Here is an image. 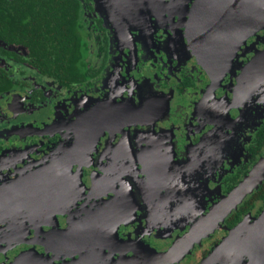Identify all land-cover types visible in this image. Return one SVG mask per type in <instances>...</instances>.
<instances>
[{"label":"flooded vegetation","instance_id":"flooded-vegetation-1","mask_svg":"<svg viewBox=\"0 0 264 264\" xmlns=\"http://www.w3.org/2000/svg\"><path fill=\"white\" fill-rule=\"evenodd\" d=\"M12 1L0 14V264H200L258 215L231 212L192 245L184 239L264 154V82L241 78L264 51V27L211 71L188 43L196 0H77V63L46 59L42 39L34 50L52 68L44 73L28 32L7 24ZM45 102L56 108L51 125L15 124ZM59 161L53 198L22 201V185L36 186ZM182 211L192 216L186 230L156 250L151 240L168 235L156 219Z\"/></svg>","mask_w":264,"mask_h":264},{"label":"water","instance_id":"water-1","mask_svg":"<svg viewBox=\"0 0 264 264\" xmlns=\"http://www.w3.org/2000/svg\"><path fill=\"white\" fill-rule=\"evenodd\" d=\"M191 11L188 25L190 50L204 67L211 71L223 68L231 59V53L234 55L236 49L244 44L250 35L264 27V0H196ZM241 78L244 86L245 84L248 86L252 81L257 85L264 82V51L252 58L244 68ZM242 83L240 81L237 91L243 92ZM58 164L61 162L51 165L53 168L51 174L48 173V168H45L43 171L47 174L38 178L41 182L36 186L22 185L23 188H27L25 192L19 193L22 201L32 203L34 199L37 201L44 198V202H47L53 198L55 193L54 189L50 188L51 184L63 176L62 172H56L55 166ZM69 165L72 166L73 162L66 164L68 169ZM262 181L264 154L242 180L223 197L222 202L201 221L202 226L199 223L195 226L194 229L198 232L196 236L188 232L186 238L184 237L185 241L188 240L192 245L204 227L210 224V228H215L223 223ZM8 195L13 197L12 194ZM176 245L175 243L164 253L163 257L169 258L170 251ZM147 250L149 254L162 257V253L157 254L148 248ZM200 264H264V206L256 217L246 216L231 228Z\"/></svg>","mask_w":264,"mask_h":264},{"label":"trees","instance_id":"trees-1","mask_svg":"<svg viewBox=\"0 0 264 264\" xmlns=\"http://www.w3.org/2000/svg\"><path fill=\"white\" fill-rule=\"evenodd\" d=\"M15 7L9 9L15 11L13 15L9 14L10 19L7 22L11 27L21 28L28 32L27 40L25 42L30 48V57L34 62H38L43 66H38V69L47 73L52 70L51 67L46 66L40 57L41 51H38L40 55L35 51L34 44L45 42L46 53L44 57L48 60H55L59 55L66 57L70 63V67L73 68L74 63H77L78 53L81 51V39L78 38L75 28L78 27V1L77 0H17L12 1ZM8 5L7 0H0V14L2 8L6 11ZM23 5H27L24 8ZM17 6V7H16ZM31 12L30 18H26L23 13ZM34 12V14H33ZM23 15H20V14ZM1 22V17H0ZM68 43L69 46L64 44ZM55 49V53H50L52 49ZM37 60H36V59ZM57 69H61L57 67ZM1 79V78H0ZM8 88V82L0 81V91ZM262 143L264 146V125L262 127ZM264 206V181L258 186V188L249 195L238 207L237 210L231 213L230 218H240L243 213L250 211L253 208H258V212L262 210ZM257 212V213H258Z\"/></svg>","mask_w":264,"mask_h":264},{"label":"rangeland","instance_id":"rangeland-1","mask_svg":"<svg viewBox=\"0 0 264 264\" xmlns=\"http://www.w3.org/2000/svg\"><path fill=\"white\" fill-rule=\"evenodd\" d=\"M46 102H47V100H46ZM46 102L44 103V105L35 106L34 109L30 110V112L27 116L19 117L15 121L16 122L15 124L17 126H23V124L30 125V127H34L36 124L38 126L37 129H41L42 127H46V126L51 125L55 121V118H56V108H55V110L52 109V107H51L52 104H49L46 106ZM58 109H59L58 113L61 114V110H62L61 105L58 107ZM2 111H4V107L0 109V112H2ZM34 120H36V122H34ZM20 123H22V124H20ZM25 125H24V127H25ZM44 125H46V126H44ZM6 146H8V143L6 144ZM3 154H5V153H3ZM179 180H180V183H178L179 186H177V187L182 188L180 186L181 185L184 186L186 179L181 177ZM138 200H139V198H138ZM198 211H199V209H198ZM148 215H150V218H154L155 216H159V215H156L154 212H151ZM172 216H176V217H173V220H172L168 216V213H167V214H165V216L160 217V220L156 219L159 222L158 225L157 224L155 225L156 229L161 228L162 231L165 230L166 233L168 234L165 237L163 236V234H162V236L157 235V238H156V239H158L157 241L151 240L152 241L151 244L155 247L156 250H162L163 245H165L167 243L169 244L173 240V238H175L177 236V233H178L177 230H181L184 232L186 230V229H183L186 225L185 219L192 217L190 212H185V211L175 213ZM172 222H174V225L172 224ZM201 250H202V248H201ZM196 252H200V250H197Z\"/></svg>","mask_w":264,"mask_h":264},{"label":"bare ground","instance_id":"bare-ground-1","mask_svg":"<svg viewBox=\"0 0 264 264\" xmlns=\"http://www.w3.org/2000/svg\"><path fill=\"white\" fill-rule=\"evenodd\" d=\"M247 80V79H246ZM257 80V77H256V79H255V81ZM252 82H250V83H248V85L249 84H251ZM246 86V85H245ZM244 86V87H245ZM237 95H240V96H242L243 95V92H241V91H237ZM212 219H214V218H212ZM237 263V262H236Z\"/></svg>","mask_w":264,"mask_h":264}]
</instances>
